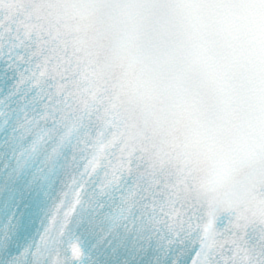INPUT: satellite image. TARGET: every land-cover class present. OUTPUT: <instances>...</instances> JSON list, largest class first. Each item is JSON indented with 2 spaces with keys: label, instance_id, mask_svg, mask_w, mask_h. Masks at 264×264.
Masks as SVG:
<instances>
[{
  "label": "snow or ice",
  "instance_id": "1",
  "mask_svg": "<svg viewBox=\"0 0 264 264\" xmlns=\"http://www.w3.org/2000/svg\"><path fill=\"white\" fill-rule=\"evenodd\" d=\"M48 2L0 0V264H264V159L218 196L154 152Z\"/></svg>",
  "mask_w": 264,
  "mask_h": 264
},
{
  "label": "clouds",
  "instance_id": "2",
  "mask_svg": "<svg viewBox=\"0 0 264 264\" xmlns=\"http://www.w3.org/2000/svg\"><path fill=\"white\" fill-rule=\"evenodd\" d=\"M52 3L131 130L231 192L264 143V0Z\"/></svg>",
  "mask_w": 264,
  "mask_h": 264
}]
</instances>
